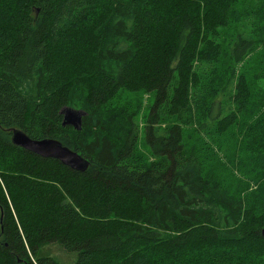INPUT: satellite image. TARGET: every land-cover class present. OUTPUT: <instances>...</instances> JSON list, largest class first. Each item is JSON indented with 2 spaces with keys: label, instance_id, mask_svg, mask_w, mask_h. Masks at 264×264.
<instances>
[{
  "label": "trees",
  "instance_id": "obj_1",
  "mask_svg": "<svg viewBox=\"0 0 264 264\" xmlns=\"http://www.w3.org/2000/svg\"><path fill=\"white\" fill-rule=\"evenodd\" d=\"M244 1L0 0V264H63L51 242L73 264H264V88L244 66L264 36L229 32ZM127 93L149 96L142 124Z\"/></svg>",
  "mask_w": 264,
  "mask_h": 264
},
{
  "label": "rangeland",
  "instance_id": "obj_2",
  "mask_svg": "<svg viewBox=\"0 0 264 264\" xmlns=\"http://www.w3.org/2000/svg\"><path fill=\"white\" fill-rule=\"evenodd\" d=\"M262 2V0H245L242 5H240L239 9V16L236 21L233 22L232 24V30L229 31L231 33L233 32H242L244 31L245 33L254 36L255 38L258 35H263L264 36V17L263 16H257L253 13L255 8H258L259 4ZM250 9V12L249 10ZM241 24V25H239ZM242 30V31H241ZM231 36V34H229ZM231 39V38H230ZM225 66L230 64V59L228 57H225ZM241 64L238 63L237 66ZM224 66V67H225ZM244 66L248 68V76L250 79V82L254 88L262 87L264 88V75L260 78L259 76L255 78V71L256 70H264V57H263V52L261 50L254 52L250 54L248 57L247 61L244 63ZM223 67V68H224ZM226 68V67H225ZM127 96L129 97L130 100H139L140 101V109H139V119L142 124V120L144 118V114L147 111V106L146 103L150 101L149 96L145 94L144 96L140 94H133V93H127ZM142 97V99H141ZM225 100V99H223ZM229 106V105H228ZM227 107L224 105V108ZM229 109V107H227ZM254 108V106L250 107V110ZM258 111L255 109L252 110V112H248L244 114V117L246 119L251 120L252 117L256 115ZM237 131L230 132L225 136V138L222 141L221 147L218 146L216 155L218 157V163L219 162H225V154L231 158L232 156V150L235 147V141L236 137L233 136V134H237ZM206 136V135H204ZM201 137V136H200ZM208 141V139H207ZM213 147H216L215 144H212ZM141 149L146 152L147 149L145 145L140 143ZM43 251L48 252L50 255L58 258L59 261H61L63 264H73L75 260V253L72 254L71 252H68L65 250L60 244L56 242H51L49 244H46L43 247Z\"/></svg>",
  "mask_w": 264,
  "mask_h": 264
},
{
  "label": "water",
  "instance_id": "obj_3",
  "mask_svg": "<svg viewBox=\"0 0 264 264\" xmlns=\"http://www.w3.org/2000/svg\"><path fill=\"white\" fill-rule=\"evenodd\" d=\"M62 114L61 124H70L79 129L82 123V115L86 112L83 109L65 105L61 107ZM11 141L13 144L21 146L43 157L57 158L63 164L72 169L83 171L87 168L89 160L82 156L77 150L63 144L59 139L54 137L33 138L24 130L11 127ZM264 236V226L260 230Z\"/></svg>",
  "mask_w": 264,
  "mask_h": 264
}]
</instances>
